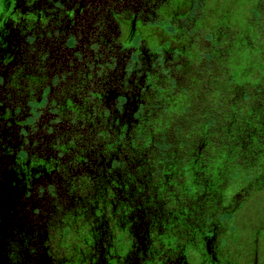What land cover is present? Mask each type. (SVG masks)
<instances>
[{
    "label": "flooded vegetation",
    "instance_id": "flooded-vegetation-1",
    "mask_svg": "<svg viewBox=\"0 0 264 264\" xmlns=\"http://www.w3.org/2000/svg\"><path fill=\"white\" fill-rule=\"evenodd\" d=\"M208 1L161 0L155 22L132 17L117 33H126L122 61L114 43H99L116 56L104 61L112 64L105 67L115 89L110 107L128 118L125 138H95L99 107L87 106L76 109L77 126L86 132L84 113L96 114L94 138L75 147L51 137L52 113L43 123L27 121L34 106L17 105L10 85L19 79L9 71L19 72L21 47L32 44L22 25H75L92 5L0 0V264L257 263L264 247V74L247 77L234 54L241 45L264 54V0H254V13L235 26L227 13L210 16ZM93 79L100 89L103 78Z\"/></svg>",
    "mask_w": 264,
    "mask_h": 264
},
{
    "label": "trees",
    "instance_id": "trees-1",
    "mask_svg": "<svg viewBox=\"0 0 264 264\" xmlns=\"http://www.w3.org/2000/svg\"><path fill=\"white\" fill-rule=\"evenodd\" d=\"M84 1L89 6L92 5L91 12L87 16L77 18L78 22L75 25H67L65 20L53 21L48 24L47 19L22 25L29 31L26 41L30 44L34 43L36 47L31 48L32 44L30 48L21 47L23 51L25 48L27 51L19 56V63H21L19 72L23 71V74L27 70L29 74L24 75V78L18 83L10 85L16 88L17 105L23 106L28 102V106H34L33 109H30L32 114L27 116L28 122L43 123L45 117L52 113L54 116L52 134L54 135L51 137L58 139L59 144L69 139L73 141L70 145L73 144L75 147L80 139L94 138L96 123L94 117L96 114L89 111L84 113L83 116L89 117L85 128L86 132L77 126L79 118L82 116L76 109L87 108V106L99 107L97 113L100 112V134L95 133V138L99 136L100 140L107 142L109 140L120 142L125 138L123 131L128 118L122 113L117 115L110 107L114 99L111 93L113 94L115 89L108 84L110 82H107L112 74L105 67H110L112 64H108L104 59H115L117 56V59L122 61L125 58L126 46L123 41L126 39V33L117 35L118 31H127L134 16L136 18L133 21L139 23L155 22L158 17L157 7L161 0ZM108 12L112 15H109ZM114 22L117 24V28ZM66 26L68 27L66 28ZM49 28H53V32H49ZM58 28L67 29V35L65 36V32L59 31ZM134 39L136 41V38ZM99 43L108 46L114 43L117 55L112 56V49L109 47L101 50ZM131 57L136 58V55L133 53ZM97 67L98 69L95 70ZM31 73L34 74V77H30ZM94 76L103 78L102 81H99L101 86L98 90L94 83ZM29 81L31 85L25 87L24 83ZM120 81H116L118 86ZM18 86L20 88H17ZM33 90L36 91L35 100H31V91L33 92ZM6 91L3 94L8 97V93L12 90L7 89ZM99 96L98 100L100 101L94 103L93 98ZM46 106L49 108L48 111ZM35 108L40 111L34 112ZM41 109L45 110L41 111ZM71 115L75 117V123L63 125V122L67 121L69 117H73Z\"/></svg>",
    "mask_w": 264,
    "mask_h": 264
},
{
    "label": "rangeland",
    "instance_id": "rangeland-1",
    "mask_svg": "<svg viewBox=\"0 0 264 264\" xmlns=\"http://www.w3.org/2000/svg\"><path fill=\"white\" fill-rule=\"evenodd\" d=\"M254 0H209L206 3L205 9L209 13L210 16H212L211 13H214L217 16L222 15L223 13H227L230 15V21L232 22L233 26L237 25V23H242L244 24L245 19H246V14L247 13H254L252 9V3ZM213 14V15H214ZM206 24L214 25L212 21H207ZM156 34L161 33V31L155 30ZM232 43L234 42V38ZM247 38V37H246ZM252 38L251 36L248 35V40ZM236 41V40H235ZM255 44L262 45L259 41V39L254 40ZM234 59L237 58L238 60L241 61V68L242 70L246 71L245 75L248 77L256 78L257 76H261L264 74V54L261 51H250L245 48L244 45H241L240 47L238 46L235 50L234 54ZM12 77L14 79H23L24 75H28L29 73L26 71L23 74L19 72H10ZM17 74H22L20 77L16 78ZM262 195V193H261ZM261 197H264L262 195ZM260 197V198H261ZM258 216L260 217V222L264 221V202L262 203V206L260 207V211L258 212ZM255 220L253 219L252 222H249L248 220L245 222L244 227L245 230L244 232H249L252 227H254V222ZM243 243L241 245V248L243 249L244 247ZM255 264H264V247L260 249L259 257L256 259ZM259 262V263H258Z\"/></svg>",
    "mask_w": 264,
    "mask_h": 264
}]
</instances>
